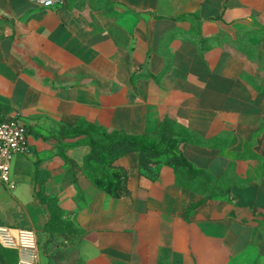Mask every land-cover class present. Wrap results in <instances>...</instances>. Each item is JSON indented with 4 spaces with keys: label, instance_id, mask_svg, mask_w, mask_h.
Wrapping results in <instances>:
<instances>
[{
    "label": "crops",
    "instance_id": "0c3cea01",
    "mask_svg": "<svg viewBox=\"0 0 264 264\" xmlns=\"http://www.w3.org/2000/svg\"><path fill=\"white\" fill-rule=\"evenodd\" d=\"M14 114L29 152L14 187L0 180V223L36 232L39 264H264V0H0V117ZM166 117L182 129L155 177L133 151L112 169L129 193L96 184L80 124L143 136ZM37 169L75 232L45 230Z\"/></svg>",
    "mask_w": 264,
    "mask_h": 264
},
{
    "label": "trees",
    "instance_id": "16d2710c",
    "mask_svg": "<svg viewBox=\"0 0 264 264\" xmlns=\"http://www.w3.org/2000/svg\"><path fill=\"white\" fill-rule=\"evenodd\" d=\"M79 126L77 131L86 134L85 139L89 146V150L83 158V166L92 170L100 169L101 175L95 178L94 181L116 196L129 193V190L126 188L127 171L123 168L118 171L112 170L114 161L126 153L137 152L140 169L153 178L157 175L153 169V164L163 154L168 153L177 146L178 140L173 137L176 135L175 128L182 129L180 125L168 117L164 118L156 133L143 136H132L123 131H108L95 125H87L85 128H81V124ZM69 160L74 163L71 158ZM165 162L181 171L186 179L194 177L208 179L203 171L196 170L182 154L174 152L166 158ZM36 183L38 186L35 189V197L46 205L49 211L45 230L48 232H75L76 228L73 223L63 218L64 211L59 205L58 198L46 193L44 179L38 169L36 170ZM195 205H192V208ZM0 263L13 264L1 249Z\"/></svg>",
    "mask_w": 264,
    "mask_h": 264
},
{
    "label": "built area",
    "instance_id": "2783aa9c",
    "mask_svg": "<svg viewBox=\"0 0 264 264\" xmlns=\"http://www.w3.org/2000/svg\"><path fill=\"white\" fill-rule=\"evenodd\" d=\"M54 3L55 0H43L45 6ZM28 152L27 127L19 115L0 117V180L9 187H14V181L10 175L14 155ZM0 242L5 246L17 249L19 264H39L38 240L33 229L19 228L13 232L8 226L0 223Z\"/></svg>",
    "mask_w": 264,
    "mask_h": 264
},
{
    "label": "rangeland",
    "instance_id": "374dc122",
    "mask_svg": "<svg viewBox=\"0 0 264 264\" xmlns=\"http://www.w3.org/2000/svg\"><path fill=\"white\" fill-rule=\"evenodd\" d=\"M0 249L5 255L8 256V258L13 264H19V255L17 249L5 246L1 242Z\"/></svg>",
    "mask_w": 264,
    "mask_h": 264
}]
</instances>
